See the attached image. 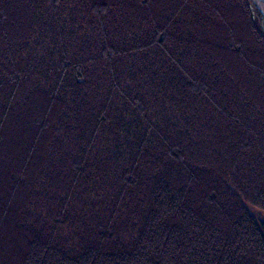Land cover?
Segmentation results:
<instances>
[{"label": "trees", "instance_id": "16d2710c", "mask_svg": "<svg viewBox=\"0 0 264 264\" xmlns=\"http://www.w3.org/2000/svg\"><path fill=\"white\" fill-rule=\"evenodd\" d=\"M250 208L251 0H0V264H264Z\"/></svg>", "mask_w": 264, "mask_h": 264}, {"label": "water", "instance_id": "95a60500", "mask_svg": "<svg viewBox=\"0 0 264 264\" xmlns=\"http://www.w3.org/2000/svg\"><path fill=\"white\" fill-rule=\"evenodd\" d=\"M254 3L255 7L259 10V12L262 14L264 17V0H252Z\"/></svg>", "mask_w": 264, "mask_h": 264}, {"label": "rangeland", "instance_id": "374dc122", "mask_svg": "<svg viewBox=\"0 0 264 264\" xmlns=\"http://www.w3.org/2000/svg\"><path fill=\"white\" fill-rule=\"evenodd\" d=\"M252 1V0H251ZM253 3V2H252ZM253 5H254V3H253ZM255 6V5H254ZM256 9H257V7H256ZM258 10V9H257ZM259 11V10H258ZM260 13V12H259ZM261 14V13H260ZM261 16H262V14H261ZM262 18L264 19V17L262 16ZM250 210L259 218V219H261V220H264V215L262 214V213H260V212H258V211H256V210H254V209H252V208H250Z\"/></svg>", "mask_w": 264, "mask_h": 264}]
</instances>
